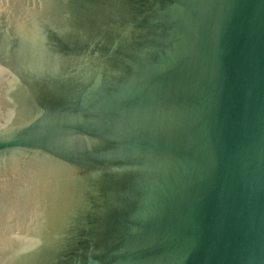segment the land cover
<instances>
[{"label": "water", "instance_id": "water-1", "mask_svg": "<svg viewBox=\"0 0 264 264\" xmlns=\"http://www.w3.org/2000/svg\"><path fill=\"white\" fill-rule=\"evenodd\" d=\"M127 1L0 0V264H264V0Z\"/></svg>", "mask_w": 264, "mask_h": 264}, {"label": "flooded vegetation", "instance_id": "flooded-vegetation-1", "mask_svg": "<svg viewBox=\"0 0 264 264\" xmlns=\"http://www.w3.org/2000/svg\"><path fill=\"white\" fill-rule=\"evenodd\" d=\"M10 46L13 49V47L15 46V43H10Z\"/></svg>", "mask_w": 264, "mask_h": 264}]
</instances>
